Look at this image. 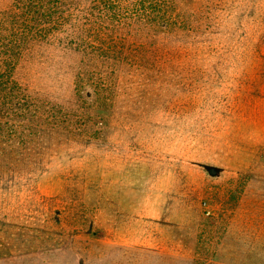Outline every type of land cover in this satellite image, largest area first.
Listing matches in <instances>:
<instances>
[{
    "label": "rangeland",
    "instance_id": "rangeland-1",
    "mask_svg": "<svg viewBox=\"0 0 264 264\" xmlns=\"http://www.w3.org/2000/svg\"><path fill=\"white\" fill-rule=\"evenodd\" d=\"M160 1L174 59L102 109L80 52L19 60L41 112L0 138V264H264V0Z\"/></svg>",
    "mask_w": 264,
    "mask_h": 264
},
{
    "label": "trees",
    "instance_id": "trees-1",
    "mask_svg": "<svg viewBox=\"0 0 264 264\" xmlns=\"http://www.w3.org/2000/svg\"><path fill=\"white\" fill-rule=\"evenodd\" d=\"M163 3L16 0L12 11L0 14V138L23 134L31 116L41 112L15 74L19 60L38 44L80 52L84 68L78 84H85L86 75L92 80L98 109L112 102L111 89L121 75L148 73L169 61L166 57L174 59L173 49L159 44V27L172 28L179 18L164 11Z\"/></svg>",
    "mask_w": 264,
    "mask_h": 264
}]
</instances>
